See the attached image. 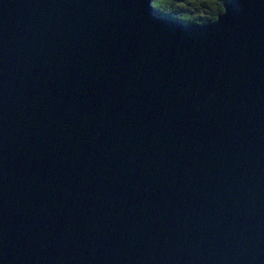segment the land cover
Listing matches in <instances>:
<instances>
[{
    "label": "water",
    "instance_id": "95a60500",
    "mask_svg": "<svg viewBox=\"0 0 264 264\" xmlns=\"http://www.w3.org/2000/svg\"><path fill=\"white\" fill-rule=\"evenodd\" d=\"M0 0V264H264V0Z\"/></svg>",
    "mask_w": 264,
    "mask_h": 264
},
{
    "label": "trees",
    "instance_id": "16d2710c",
    "mask_svg": "<svg viewBox=\"0 0 264 264\" xmlns=\"http://www.w3.org/2000/svg\"><path fill=\"white\" fill-rule=\"evenodd\" d=\"M229 0H153L152 5L160 13L183 23L204 24L212 22L222 12Z\"/></svg>",
    "mask_w": 264,
    "mask_h": 264
}]
</instances>
